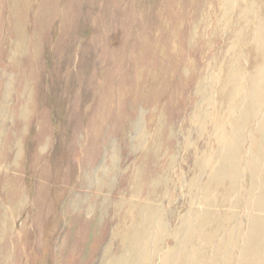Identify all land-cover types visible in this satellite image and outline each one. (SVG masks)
<instances>
[{
	"label": "rangeland",
	"instance_id": "obj_1",
	"mask_svg": "<svg viewBox=\"0 0 264 264\" xmlns=\"http://www.w3.org/2000/svg\"><path fill=\"white\" fill-rule=\"evenodd\" d=\"M258 2L0 0V264H143L159 245L150 264H264V106L249 104L264 92ZM244 115L247 130L236 123ZM248 142H258L253 160ZM229 181L239 187L231 199L246 201L241 213L252 216L212 241L201 217L209 208L188 200L202 191L218 199ZM229 234L238 244L227 246ZM209 243L223 250L218 257L193 256ZM226 248L234 249L227 263Z\"/></svg>",
	"mask_w": 264,
	"mask_h": 264
},
{
	"label": "bare ground",
	"instance_id": "obj_2",
	"mask_svg": "<svg viewBox=\"0 0 264 264\" xmlns=\"http://www.w3.org/2000/svg\"><path fill=\"white\" fill-rule=\"evenodd\" d=\"M226 0H224V2H225ZM228 1V0H227ZM255 1V0H254ZM264 1V0H263ZM220 2H221V0H220ZM223 2V1H222ZM241 2V1H240ZM244 2V1H243ZM260 2H261V0H260ZM260 2H258V3H260ZM234 3V2H233ZM237 3H239V1L237 2ZM251 3H252V0H251ZM254 4V3H253ZM257 4V3H256ZM230 5V4H229ZM249 5H251V4H249ZM220 6V5H219ZM227 6V5H226ZM232 6V5H231ZM234 6V8H235V4L233 5ZM233 6H232V8H233ZM238 6V5H237ZM245 6V5H244ZM243 6V7H244ZM252 6V5H251ZM225 7V6H224ZM227 7H229V6H227ZM227 7H225V8H227ZM250 7V6H249ZM258 7V6H257ZM260 7V6H259ZM264 7V6H263ZM231 8V7H230ZM233 8V9H234ZM244 8H246V7H244ZM252 8V7H251ZM229 8H227L226 10H223V12H225V11H227ZM236 9V8H235ZM235 9H234V12H236L235 11ZM259 9V8H258ZM221 8H220V12L219 13H221ZM232 10V9H231ZM230 10V11H231ZM238 10V9H237ZM242 10H245V9H241L240 11H242ZM250 10V9H249ZM256 10H257V8H256ZM230 11H229V13L227 12V14H230ZM247 11V10H246ZM258 11V10H257ZM257 11H256V13H257ZM262 11V10H261ZM243 12H245V11H243ZM242 12V13H243ZM248 12V11H247ZM247 12H246V14H247ZM250 12V11H249ZM252 12V11H251ZM253 12H255V11H253ZM218 13V14H219ZM232 13V12H231ZM240 13V12H239ZM242 13H241V16H242ZM244 15H245V13H243ZM252 14V13H251ZM258 14V13H257ZM264 14V13H263ZM262 14V15H263ZM233 15V14H232ZM254 15V14H253ZM259 15V14H258ZM219 16H221V15H219ZM223 16H224V14H223ZM238 16V15H237ZM236 16V17H237ZM241 16H240V18H241ZM257 16V15H256ZM224 17H226V16H224ZM223 17V18H224ZM233 17H235V16H233ZM235 17V18H236ZM245 17V16H244ZM252 17V16H251ZM238 18H239V16H238ZM238 18H236V19H238ZM248 18V17H247ZM247 18L245 19V20H247ZM263 18V17H262ZM219 19H221V17L219 18ZM227 19V18H226ZM229 19V18H228ZM241 19H243V18H241ZM249 19V18H248ZM207 20V19H206ZM205 20V21H206ZM218 20V19H217ZM238 20H240V19H238ZM244 20V19H243ZM250 20H253L252 18L250 19ZM257 20H258V18H257ZM264 20V19H263ZM262 20V21H263ZM204 21V22H205ZM235 21H237V20H235ZM261 20H259V23H261L260 22ZM202 22H203V20H202ZM207 22V21H206ZM219 22V21H218ZM224 22V21H223ZM229 22H230V20H229ZM238 22H240V21H238ZM237 22V23H238ZM246 22V21H245ZM254 22H255V20H254ZM222 22H220V24H221ZM236 23V24H237ZM246 23H249L250 24V22H246ZM245 23V24H246ZM258 23V22H257ZM256 23V24H257ZM205 24V23H204ZM217 24V23H216ZM242 24V27L244 28V26L243 25H245V24H243V22L241 23ZM252 24V23H251ZM263 24V23H262ZM203 25V24H202ZM237 25H239V23L237 24ZM223 26H224V24H223ZM227 26H229V25H227ZM259 26V25H258ZM199 27V26H198ZM204 26H202V28H203ZM216 27H218V26H216ZM220 27V26H219ZM234 27V26H233ZM256 27V26H255ZM263 27H264V24H263ZM201 28V29H202ZM225 28H227V27H225ZM236 28H237V26H236ZM246 28H247V26H246ZM254 28V27H253ZM196 29V28H195ZM218 29V28H217ZM223 29V28H222ZM240 29V28H239ZM252 29V28H251ZM264 29V28H263ZM220 30H221V28H220ZM245 30V29H244ZM243 30V31H244ZM248 30H249V28H248ZM256 30H257V28H256ZM259 30H260V28H258V32H259ZM197 31V30H196ZM226 31V30H225ZM234 31V30H233ZM261 31H262V28H261ZM191 34H194L193 32V30H191ZM219 32V31H218ZM239 32H242V31H239ZM249 32V31H248ZM256 33H257V31H255ZM196 33V32H195ZM201 33H202V30H201ZM223 33H225V32H223ZM237 33V32H236ZM250 33V32H249ZM249 33H247V35L249 34ZM261 33V32H260ZM221 34V33H220ZM255 34V33H254ZM195 35V34H194ZM200 35V34H199ZM222 35V34H221ZM220 35V36H221ZM234 35V34H233ZM238 35H239V33H238ZM244 35V34H243ZM246 35V34H245ZM246 35V36H247ZM261 35V34H260ZM219 36V35H218ZM235 36V35H234ZM245 36V37H246ZM252 36V35H251ZM257 36H258V34H257ZM240 37H242V36H240ZM255 37H256V34H255ZM263 37V35H261V38ZM193 38V37H192ZM236 38V37H235ZM234 37H233V39H235ZM237 38H238V36H237ZM243 38V37H242ZM260 38V39H261ZM195 39V38H194ZM248 39V38H247ZM246 39V40H247ZM256 40V38L254 39V41ZM259 40V39H258ZM257 40V41H258ZM234 41V40H233ZM236 41V40H235ZM238 41V40H237ZM239 41H240V39H239ZM238 41V42H239ZM243 41H244V39H243ZM248 41V40H247ZM246 41V42H247ZM260 41H262V39L260 40ZM237 42V43H238ZM230 43H231V41H230ZM248 43H249V41H248ZM254 43V42H253ZM258 43H259V41H258ZM257 42H256V44H258ZM192 44V43H191ZM190 44V45H191ZM193 44H195L194 43V41H193ZM232 44H233V42H232ZM232 44H230V45H232ZM241 44V43H240ZM260 44V43H259ZM258 44V45H259ZM262 44H264V43H262ZM235 45V44H234ZM239 45V44H238ZM237 45V46H238ZM243 45V44H242ZM253 45V44H252ZM255 45V44H254ZM240 46V45H239ZM244 46V45H243ZM246 46V45H245ZM244 46V47H245ZM251 46V45H250ZM260 46V45H259ZM264 46V45H263ZM232 47V46H231ZM234 47V46H233ZM237 48V47H236ZM240 47H238V49H239ZM230 49V48H229ZM262 48H260V50H261ZM231 50V49H230ZM244 50V49H243ZM252 50H254V49H250V52H249V55H248V58L247 59H249L250 61L252 60L253 61V59H252V57L254 56L253 55V53L255 52V51H253V52H251ZM256 50H257V47H256ZM240 51V50H239ZM242 51V50H241ZM241 51H240V53H241ZM257 52V54H258V51H256ZM261 51H259V54H261L260 55V57L258 58V60H259V66L260 65H263L264 66V50L262 51V53H260ZM235 53V52H234ZM233 53V54H234ZM238 52L236 51V54H237ZM252 53V54H251ZM257 54H255V55H257ZM227 56V58H228V55H226ZM231 56L233 57V55L231 54ZM235 56V55H234ZM243 56V55H242ZM241 56V57H242ZM232 57H230V58H232ZM236 59H239L238 57H239V55H236ZM258 57V56H257ZM254 58V57H253ZM257 59V58H256ZM222 60L224 61V59H223V57H222ZM228 60V59H227ZM230 60V59H229ZM232 60H233V58H232ZM231 60V61H232ZM240 60V59H239ZM239 60H238V62H239ZM223 61L221 62L222 64H223ZM237 61V60H236ZM241 61H242V59H241ZM230 62V61H229ZM233 62H234V60H233ZM247 61H246V59H245V63H246ZM254 62V61H253ZM256 62V61H255ZM227 63H228V61H227ZM229 64H231V63H229ZM234 64V63H233ZM236 65V64H235ZM245 64H243V66H244ZM247 65V64H246ZM245 65V66H246ZM255 65V64H254ZM254 65H253V70H255L256 68V65H255V67H254ZM222 66V65H221ZM230 66H232V67H234L233 65H229V68H230ZM245 66H244V68H245ZM258 66V67H259ZM225 68H227V65H226V67ZM224 68V69H225ZM237 68V67H236ZM239 68V67H238ZM241 68V67H240ZM255 68V69H254ZM228 69V68H227ZM231 69V68H230ZM235 71L237 70V69H235V68H233ZM251 69V68H250ZM262 69V68H261ZM232 70V69H231ZM217 71V70H216ZM218 71H220L219 69H218ZM222 71V70H221ZM226 71V70H225ZM239 72V69H238V71H236L235 73H238ZM245 72V71H244ZM251 72V71H250ZM254 72V71H253ZM216 73V72H215ZM235 73H231L232 75L233 74H235ZM243 73V72H242ZM257 73V70H256V72L255 73H253L254 75ZM220 74V75H219ZM227 74H228V71H227ZM203 75H205V74H203ZM208 75V74H207ZM218 75L220 76V78H221V73H218ZM228 75H230V73L228 74ZM232 75H231V77H232ZM254 75H252V76H254ZM260 75H261V73H260ZM216 76V75H215ZM235 76V75H234ZM238 76H243V74L241 75L240 73H239V75ZM203 77V76H202ZM230 77V76H229ZM237 77V76H236ZM235 77V80L238 78H236ZM208 78H210V77H208ZM227 77H225V79H226ZM246 78V77H245ZM252 78V77H251ZM250 78V79H251ZM254 78V77H253ZM216 79V78H215ZM218 79V78H217ZM229 79V78H228ZM227 79V80H228ZM231 79V78H230ZM229 79V80H230ZM234 79V78H233ZM219 80V79H218ZM217 80V83L219 82ZM227 80H225V81H227ZM228 80V81H229ZM245 80V79H244ZM243 80V81H244ZM256 80V79H255ZM227 81V82H228ZM232 81V80H231ZM234 81V80H233ZM247 81V80H246ZM263 81V80H262ZM202 82H203V80H202ZM202 82H200V84L202 83ZM207 82V81H206ZM213 82V81H212ZM215 82V81H214ZM220 82H222V80L220 81ZM235 83H237L236 81H234ZM238 82H240V81H238ZM251 82V81H250ZM204 83V82H203ZM202 83V84H203ZM229 83V82H228ZM233 83V82H232ZM242 83V82H241ZM248 83V82H247ZM258 83H259V81H258ZM262 83V82H261ZM24 84V83H23ZM208 84H210L209 82H208ZM220 85H221V83H219ZM223 84H224V82H223ZM222 84V85H223ZM231 84V83H230ZM264 84V83H263ZM198 85V84H197ZM207 85V84H206ZM211 85V84H210ZM218 85V84H217ZM226 85H228V84H225V87H226ZM236 85V84H235ZM256 85H258V84H256ZM202 86V85H201ZM224 86V85H223ZM231 86H233L232 84H231ZM238 86V85H237ZM244 86V85H243ZM261 86H263V85H261ZM229 87V86H228ZM246 87V86H245ZM245 87H243V88H245ZM256 87V86H255ZM200 88V87H199ZM199 88H197L198 90H200ZM204 88V87H203ZM216 88L218 89H221L220 88V86H216ZM232 88V87H231ZM231 88L229 89V90H231ZM242 88V87H241ZM242 88V89H243ZM260 88V87H259ZM210 89V88H209ZM208 89V87L207 88H205V90H209ZM218 89V90H219ZM226 89V88H225ZM233 89V88H232ZM240 89V88H239ZM238 89V90H239ZM247 89V88H246ZM251 89H252V87H251ZM250 89V90H251ZM255 88H253L252 90H254ZM256 89H258L257 87H256ZM262 89H263V87H262ZM261 89V90H262ZM223 90V89H222ZM235 90V89H234ZM241 90V89H240ZM249 90V89H248ZM223 91H226V90H223ZM233 91V90H232ZM232 91H230V94H233V93H231ZM204 92V91H203ZM209 92V91H208ZM218 92V91H217ZM239 92V91H238ZM246 92V91H245ZM254 91H252V93H253ZM258 92V91H257ZM256 92V93H257ZM202 93V92H201ZM205 93H206V91H205ZM239 93H242V91L241 92H239ZM238 93V94H239ZM261 93V92H260ZM196 94V93H195ZM219 94V93H218ZM246 94V93H245ZM249 94H250V92H249ZM200 95H202V94H200ZM199 95V91H198V98H201V97H199L200 96ZM203 95H205V94H203ZM207 95H209V94H207ZM220 95H222V93L221 94H219V96ZM227 95H229L228 93H227ZM240 95V94H239ZM242 95H243V93H242ZM247 95V94H246ZM252 95V94H251ZM256 95H258V94H256ZM213 96V95H212ZM216 96V95H215ZM217 97L218 99L220 98V97ZM232 96V95H231ZM236 96V95H235ZM245 96V95H244ZM260 96V95H259ZM203 97V96H202ZM230 97V96H229ZM255 97V96H254ZM257 97V96H256ZM196 98H197V96H196ZM206 98V97H205ZM209 98H211V97H209ZM213 98H216V97H213ZM231 98V97H230ZM242 98V97H241ZM241 98H236L235 99V101H234V109L235 110H238L239 109V107H240V104H241ZM243 99V98H242ZM248 99V98H247ZM209 100V99H208ZM208 100H206L205 99V101H208ZM223 100V99H222ZM230 100V99H229ZM234 100V99H233ZM232 100V101H233ZM245 100H246V98H245ZM245 100H243V101H245ZM251 101H252V97H251V99H250ZM249 100V101H250ZM254 100H255V98H254ZM200 101V100H199ZM213 100H211V102H212ZM214 101H215V99H214ZM221 101V100H220ZM248 101V100H247ZM246 101V102H247ZM251 101H250V105L252 104V107H253V111H258V110H256L258 107L260 108V107H262V106H264V92H263V94H262V96H261V98L259 99V100H255V101H252V103H251ZM201 102V101H200ZM200 102H199V104H200ZM217 102V101H216ZM225 102V101H224ZM227 102V101H226ZM203 103V102H202ZM217 103H220V102H217ZM216 103V104H217ZM248 103V102H247ZM207 104V103H206ZM212 104H213V102H212ZM222 104H224V103H222ZM197 105V104H196ZM214 105H215V103H214ZM218 105L219 104H217L216 106L218 107ZM230 105H232V102H231V104ZM245 105V104H244ZM248 105V104H247ZM198 106V105H197ZM201 106V105H200ZM225 106H227L226 105V103H225V105H223V107H225ZM246 106V105H245ZM204 107H206V105L204 106ZM208 107V109H209V106H207ZM222 107V106H221ZM228 107V106H227ZM230 107V106H229ZM250 107V106H249ZM193 108V107H192ZM191 108V109H192ZM195 108V107H194ZM197 108V107H196ZM202 108V107H201ZM200 108V109H201ZM214 108H215V106H214ZM200 109H198V110H200ZM203 109H205V108H203ZM222 109V108H221ZM226 109V108H225ZM230 109V108H229ZM231 109H233V107L231 108ZM242 109H244V108H242ZM249 109H251V108H249ZM194 110V109H193ZM195 110H197V109H195ZM207 110V109H206ZM220 110V109H219ZM241 110V109H240ZM245 111H246V108L244 109ZM205 111V110H204ZM208 111V110H207ZM222 111H224V110H222ZM221 111V112H222ZM230 111V110H229ZM229 111H228V114H229ZM233 111V110H232ZM231 111V112H232ZM251 111V110H250ZM249 111V113H252V115H253V113L254 112H250ZM198 112V111H197ZM213 112H215L214 110H213ZM218 112H220V111H218ZM231 112H230V114H231ZM202 113V112H201ZM217 113V112H216ZM225 113V112H224ZM223 113V114H224ZM227 113V112H226ZM235 113V112H234ZM241 113V112H240ZM258 113V112H257ZM259 113H260V111H259ZM261 113H262V111H261ZM264 113V112H263ZM262 113V114H263ZM237 114V113H236ZM244 114V113H243ZM246 114H247V112H246ZM261 114V115H262ZM210 115V114H209ZM233 115V114H232ZM248 115V114H247ZM258 115V114H257ZM228 116H230V115H228ZM239 116H243V115H239ZM238 116V117H239ZM255 116V115H254ZM221 117L223 118V116L221 115ZM231 117V116H230ZM252 117V116H251ZM262 116H260L259 118H260V120H262V118H261ZM227 118V117H226ZM225 118V119H226ZM233 118V117H232ZM232 118H230V120H232ZM244 118L246 119V116L244 115ZM243 118V120L244 121H242V122H240L239 120H237L236 121V123H237V125H238V127L240 126V128H242L243 130H247L248 128H250V126H251V120H248V119H244ZM247 118H248V116H247ZM253 118V117H252ZM255 118H257V116L255 117ZM220 119V118H219ZM229 119V118H228ZM238 119V118H237ZM239 119H240V117H239ZM223 119H221V121H222ZM219 121V120H218ZM234 121V120H233ZM251 121V122H250ZM191 122V121H190ZM216 122H217V120H216ZM212 123V122H211ZM222 123H225V122H222ZM253 123V122H252ZM228 124H229V122H228ZM216 125H219V124H216ZM215 125V126H216ZM225 125V124H224ZM228 126V125H227ZM214 127V126H213ZM218 127V126H217ZM217 127H215V128H217ZM230 127V126H229ZM219 128H220V126H219ZM219 128H217V129H219ZM227 128V127H226ZM222 129H223V126H222ZM228 129V128H227ZM229 129H231V128H229ZM198 130V129H197ZM196 130V131H197ZM239 130V129H238ZM223 131V130H222ZM190 132V131H189ZM228 132H230V131H228ZM242 132V131H241ZM241 132H239V133H241ZM219 133V132H218ZM217 133V134H218ZM238 132H237V134H239ZM210 134V133H209ZM222 134V133H221ZM224 134H226L225 132H224ZM245 134V133H244ZM242 135V134H241ZM241 135H239L240 137H239V139H243L242 137L243 136H241ZM250 135V134H249ZM219 136H221V135H219ZM224 136V135H223ZM234 136H235V134H234ZM238 136V135H237ZM199 137V136H198ZM247 137V136H246ZM221 138V137H220ZM248 138V137H247ZM249 138H250V136H249ZM231 139V138H230ZM151 140H153V139H151ZM228 140V139H227ZM249 140H251V138L249 139ZM248 140V141H249ZM219 141V140H218ZM240 141H242V140H239V142ZM256 141V140H255ZM217 142V141H216ZM231 142H232V140H231ZM244 141H242L241 143H243ZM252 141H250V143H251ZM263 142H264V138H263ZM210 143H212V142H210ZM209 143V144H210ZM227 143V142H226ZM246 143V142H245ZM249 143V142H248ZM250 143H249V145H250ZM151 145H152V142L150 143ZM215 144V143H214ZM233 144V143H232ZM237 144V143H236ZM226 145V144H225ZM242 145V144H241ZM241 145L240 146H238L239 148L241 147ZM244 145V144H243ZM248 145V144H247ZM247 145H245V146H247ZM260 145V144H259ZM219 146V145H218ZM233 146H235V148H236V145H233ZM251 146V145H250ZM250 146H248V147H250ZM211 147V146H210ZM221 147V146H220ZM226 147V146H225ZM237 147V148H238ZM218 148V147H217ZM223 148V147H222ZM230 148H232V147H230L229 146V149ZM245 148V147H244ZM250 149H251V152H252V154H250L251 156H252V160L253 159H255V154H256V152H258L257 150L259 149V147H258V142H257V145H256V142H253V144H252V146L250 147ZM261 149H264V144H263V146H262V148ZM223 150V149H222ZM225 150V149H224ZM227 150H228V148H227ZM233 150V149H232ZM235 150V149H234ZM238 149H236V151H237ZM214 152V151H213ZM228 152H230V151H228ZM227 152V154H229ZM233 152V151H232ZM250 152V153H251ZM211 153V152H210ZM224 153V152H223ZM235 153H237V152H235ZM235 153H232V154H235ZM225 154V153H224ZM263 154H264V152H263ZM262 154V155H263ZM219 155V154H218ZM231 155V154H230ZM261 155V154H260ZM221 156V155H220ZM236 156V155H235ZM250 156V157H251ZM264 156V155H263ZM174 157V156H173ZM224 157V156H223ZM226 157V156H225ZM234 157V156H233ZM249 157V158H250ZM262 157V156H261ZM260 157V158H261ZM226 158H228V155H227V157ZM231 158V156H229V159ZM264 158V157H263ZM173 159V158H172ZM261 160V159H260ZM232 162V161H231ZM252 162V161H251ZM257 162V161H256ZM220 164V163H219ZM242 168V167H241ZM261 168V167H260ZM218 169H219V166H218ZM255 170V169H254ZM235 171V172H234ZM207 172V171H206ZM259 172V171H258ZM211 173H213V172H211ZM230 173H235V174H238L237 173V171L235 170V169H230ZM258 174V173H257ZM204 176V175H203ZM202 176V177H203ZM234 176V175H233ZM232 176V177H233ZM231 177V178H232ZM235 177V176H234ZM173 178H175V177H173ZM242 178V177H241ZM204 179V178H203ZM234 179H236V177L234 178ZM263 179V178H262ZM231 180V179H230ZM250 180V179H249ZM230 182V181H229ZM228 182V183H229ZM232 182H233V180H232ZM175 184V183H174ZM238 184V183H237ZM161 185V184H160ZM249 185V184H248ZM175 186V185H174ZM199 186V185H198ZM227 187H226V189H222L221 188V190H217L216 192H217V194H216V196H218L217 198L218 199H208V198H205V196H203L204 195V191H202L201 193V195L200 194H198V195H192V196H190L191 198L188 200V202H189V205L191 206V207H193V206H195V205H198V208H199V206H202V208L204 207V206H207L209 209L207 210V213H203L202 214V216L201 217H203V219H204V221H206V219H208V218H210L209 220H211L210 222H209V224H211V225H209V227L208 228H206V232L209 234L210 233V237H211V240L213 241V239H215L216 241H217V239L219 240L220 238H222L223 236H225V235H223V232L222 231H224L225 230V232H226V230L228 229V228H230L231 226H233L234 224H236L235 222L237 221V220H241V221H243V220H245V222H246V220H247V217L249 216V215H251V214H247V215H244V214H242L241 213V210H244V209H246V208H249V204H247L246 203V201L245 202H243V200H241V199H238V200H232L231 199V197H233V195L238 191V189H239V187H237V185H235V182H234V184L233 183H229V184H227L226 185ZM245 186V185H244ZM206 189V188H205ZM214 189V188H213ZM211 191H212V189H211ZM241 191H243V190H241ZM246 191V193H248L247 192V190H245ZM245 191H243L242 193H240L242 196H244V194H245ZM189 194L191 193V192H188ZM237 194V193H236ZM152 196V195H151ZM210 196V195H209ZM253 196V195H252ZM11 197V196H10ZM241 197V196H240ZM166 198V197H165ZM164 198V199H165ZM173 198V197H172ZM189 198V197H188ZM245 199V198H244ZM149 200H152V201H162L163 200V198H162V196H161V198L160 199H157V197H152V198H150ZM165 201V200H164ZM23 202V201H22ZM135 202V201H134ZM168 202H170V200L168 201ZM171 202H172V199H171ZM260 203V202H259ZM153 206H156V205H153ZM152 205H146L145 206V208L144 209H148V210H153L151 207H153ZM223 207H227V208H229V209H232V210H229V211H226V212H224V211H221V210H218V208H223ZM250 209H252L253 211H260V212H263V211H261V209L260 210H258V209H256V208H251L250 207ZM264 209V207H262V210ZM192 210H194V209H192L191 208V212L190 213H188V214H196V210H194V211H192ZM226 210V209H225ZM239 210H240V212H239ZM146 211V210H145ZM199 211V210H198ZM249 211V210H248ZM252 213H254V212H252ZM192 214V215H193ZM258 214H260V213H258ZM187 215V214H186ZM262 215V217L260 216V218H262V219H264V213H262L261 214ZM252 216V215H251ZM198 218H200V216H197ZM254 217H257V216H254ZM251 218V217H250ZM196 219V218H195ZM248 219H249V217H248ZM197 221H198V219H196ZM201 221V220H200ZM203 221V220H202ZM203 221V222H204ZM240 221V222H241ZM248 222V221H247ZM262 222V221H261ZM260 222V223H261ZM149 226H153V227H155L156 229L157 228H160V227H158V225L159 226H161L160 224V218L159 217H151V220L150 221H148V223H147ZM214 224V225H213ZM239 224V223H238ZM237 224V225H238ZM248 224V223H247ZM236 227V226H235ZM235 227H233V230H234V228ZM246 227V226H245ZM238 228V226L236 227V229ZM162 229V226H161V228H160V230ZM186 229V228H185ZM197 229V228H196ZM235 229V230H236ZM126 230V229H125ZM159 230V229H158ZM158 230H156V231H158ZM232 231V230H231ZM243 231V230H242ZM160 232V231H159ZM178 232V231H177ZM224 232V234H226ZM233 232V231H232ZM236 232V231H235ZM239 233V232H238ZM247 233V232H246ZM151 234H152V232H151ZM178 234V233H177ZM183 234V233H182ZM236 236H237V234L236 233H234ZM234 235V236H235ZM149 236V235H148ZM158 236V235H157ZM183 236V235H182ZM232 234H229V235H227L226 236V239H227V246L229 247L230 245L232 246V244H234V246L236 245V244H238L237 243V241L236 240H234L233 239V242L231 243V240H232V238L234 237ZM2 237V236H1ZM0 237V238H1ZM162 237V236H161ZM179 237V236H178ZM180 237H181V235H180ZM184 237V236H183ZM239 237V236H238ZM129 238V237H128ZM175 238V237H174ZM173 238V244H174V242L175 243H177V240H178V243L177 244H179V242H180V240H179V238L177 239V237H176V239H174ZM182 238V237H181ZM241 238H243V237H241ZM240 238V239H241ZM183 239V238H182ZM223 239V238H222ZM223 241V240H222ZM239 241V240H238ZM244 242V241H243ZM144 244H145V242H143ZM203 243V242H202ZM144 244H143V247H144ZM212 244V243H211ZM218 244H219V241H218ZM218 244H217V247H210V243L208 244V245H203V247L201 248V246H200V249H199V251L197 250V248H196V250L198 251L197 253H193L194 255L193 256H196V255H200V257H202V258H204V257H207L208 258V256H209V254L211 255H216L217 257L219 256L218 254H220V252H221V250H219V246H218ZM240 244V243H239ZM155 245V244H154ZM175 245V244H174ZM173 245V246H174ZM147 245L145 244V247H146ZM176 246V245H175ZM180 246V245H179ZM214 246V245H213ZM246 246V245H245ZM147 247H149V246H147ZM154 247V246H153ZM223 247V246H222ZM227 247V248H228ZM237 247V246H236ZM247 247V246H246ZM159 248H160V245L159 246H156V247H154L152 250H149L148 251V255H146V256H144L143 258L145 259V261L143 262H141V263H143V264H150L151 263V259H153V257L157 254V252L159 251ZM171 248H173V247H171ZM177 248V247H176ZM180 248V247H179ZM226 248V250H225V252H224V257H225V262H226V260H228L229 262H230V260H231V258H233V257H231V255H232V253H234V247L233 248H231L230 250L229 249H227ZM248 248V247H247ZM144 249V248H143ZM161 249V248H160ZM196 250H195V252H196ZM262 250V249H261ZM141 251V250H140ZM147 251V250H146ZM145 251V252H146ZM223 251V250H222ZM139 252V251H138ZM145 252H143V253H145ZM172 252V250L170 251V253ZM194 252V251H193ZM243 252V251H242ZM245 252V251H244ZM184 253V252H183ZM222 253V252H221ZM236 253V252H235ZM250 253V252H249ZM248 253V254H249ZM139 254V253H138ZM145 254H147V253H145ZM144 254V255H145ZM177 254V253H176ZM179 254V253H178ZM239 254V253H238ZM250 254H252V253H250ZM153 255V256H152ZM244 255V254H243ZM239 256V255H238ZM241 256V255H240ZM239 256V257H240ZM249 256L250 255H248V258L247 259H249ZM254 256H255V254H254ZM176 257V256H175ZM175 257H174V259H175ZM178 257V256H177ZM179 257H180V255H179ZM178 257V258H179ZM245 257V256H244ZM252 257V256H251ZM261 257V256H260ZM213 258H216V257H213ZM241 258V257H240ZM200 259V258H199ZM205 259V258H204ZM220 259H221V257H220ZM242 260H243V258H241ZM2 259H0V261H1ZM142 260V259H141ZM203 260V259H202ZM210 260H212V258H210ZM176 261H177V258H176ZM215 261V260H214ZM232 261H233V259H232ZM244 261V260H243ZM192 262H193V260H192ZM220 262V261H219ZM259 262V261H258ZM138 263V262H137ZM177 263V262H176ZM178 263H180V262H178ZM181 263H183V261H182V259H181ZM196 263V262H195ZM194 263V264H195ZM198 263V262H197ZM207 263H209V260H207ZM216 263H217V261H216ZM215 262L213 263V264H216ZM223 262L221 261L220 262V264H222ZM227 263V262H226ZM248 263V262H247ZM192 264V263H191ZM200 264H201V261H200ZM219 264V263H218ZM224 264V263H223ZM236 264V263H235ZM254 264V263H253ZM258 264V263H257Z\"/></svg>",
	"mask_w": 264,
	"mask_h": 264
}]
</instances>
